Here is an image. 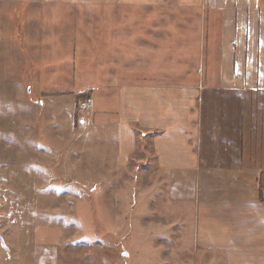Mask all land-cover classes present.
<instances>
[{
    "label": "rangeland",
    "instance_id": "rangeland-1",
    "mask_svg": "<svg viewBox=\"0 0 264 264\" xmlns=\"http://www.w3.org/2000/svg\"><path fill=\"white\" fill-rule=\"evenodd\" d=\"M88 1L0 0V182L11 186L0 189L5 196L0 204L1 243H14L16 263L21 262L20 250L34 245L48 249L47 260L53 257L55 264H201L192 246L191 222L183 220V210L173 212L167 205V174L158 173L151 158L141 160L137 152L128 164L117 166L116 158L106 155L107 148L97 150L94 143L96 153L89 150L93 140L87 110L100 105L103 97L98 90L89 101L87 84L94 74H104V47L102 39L93 51L97 41L81 32H87L88 23L133 24L141 15L136 6L156 2ZM105 4L128 9L125 15H107L98 7ZM41 5L97 8L89 15L31 10ZM159 5L179 6L178 0H161ZM167 15L155 13L153 20H166ZM205 15L194 8L170 14L179 24L175 41L190 42L191 51L184 49L183 54L194 58L175 61V69H189L192 75L170 81L194 88L189 132L207 166L215 163L218 172L219 135L264 132V90L219 86L218 60H212L218 23L205 20ZM39 21L44 25L31 23ZM195 69L204 74L194 75ZM79 93L87 97L77 102ZM11 228L14 236L9 237ZM33 253L34 248L26 255L29 260Z\"/></svg>",
    "mask_w": 264,
    "mask_h": 264
},
{
    "label": "crops",
    "instance_id": "crops-1",
    "mask_svg": "<svg viewBox=\"0 0 264 264\" xmlns=\"http://www.w3.org/2000/svg\"><path fill=\"white\" fill-rule=\"evenodd\" d=\"M105 1L108 0L88 2ZM152 1L156 4L136 6L139 11L135 12L141 15L133 24L88 23L84 26L87 32H81L92 34L91 38L97 41L96 46L92 45L93 51L102 39L104 47L101 59L104 74H94L93 82L87 84L89 101L98 90L103 97L100 105L89 104L87 110L88 134L93 140L89 150L96 153V149L107 148L106 155L115 157L117 166L128 164L137 152L141 160L151 158L149 163L156 166L158 173L167 174V205L173 212L183 210V220L191 222L192 246L200 255L201 264H264V201L260 195L264 186V132L234 130L219 135L217 172L215 163L207 166L189 132L194 88L187 82L170 81V77L192 75L189 69H175V61L194 59L183 54L184 49L191 51L190 42L182 45L175 41L179 30L175 25L179 24L170 19V14H186L194 8L208 13L209 16H203L205 20L213 18L218 23V47L212 60H218L219 86L264 90V0H210L209 4L207 0H178L179 6L175 8L159 5L161 0ZM98 7L107 15H125L128 9L121 4ZM94 8L97 7L41 5L31 10L89 15L95 13ZM164 12L168 14L166 20L157 17L153 20L155 13ZM44 22L31 23L41 26ZM201 32L206 35L205 30ZM201 55L205 59L206 51ZM194 71V75L204 74V70ZM248 121L249 118L243 124ZM10 187L8 181L0 182V189ZM2 194L0 204L4 202ZM0 222H4L1 216ZM9 231L7 236H14V228ZM1 242L0 229V264H15L14 243L10 246ZM35 247L19 249L21 262L16 264H55L53 257L47 260L48 249ZM33 248L35 254L29 260L26 255Z\"/></svg>",
    "mask_w": 264,
    "mask_h": 264
},
{
    "label": "trees",
    "instance_id": "trees-1",
    "mask_svg": "<svg viewBox=\"0 0 264 264\" xmlns=\"http://www.w3.org/2000/svg\"><path fill=\"white\" fill-rule=\"evenodd\" d=\"M76 101L78 102V100H80L81 98H85L87 97V93H79L75 96ZM80 98V99H79Z\"/></svg>",
    "mask_w": 264,
    "mask_h": 264
},
{
    "label": "built area",
    "instance_id": "built-area-1",
    "mask_svg": "<svg viewBox=\"0 0 264 264\" xmlns=\"http://www.w3.org/2000/svg\"><path fill=\"white\" fill-rule=\"evenodd\" d=\"M263 189H262V193H263V195H264V186L262 187Z\"/></svg>",
    "mask_w": 264,
    "mask_h": 264
}]
</instances>
